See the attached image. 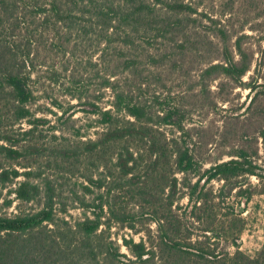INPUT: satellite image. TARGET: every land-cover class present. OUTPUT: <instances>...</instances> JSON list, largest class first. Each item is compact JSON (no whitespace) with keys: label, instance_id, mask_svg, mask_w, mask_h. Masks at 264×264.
I'll use <instances>...</instances> for the list:
<instances>
[{"label":"trees","instance_id":"obj_1","mask_svg":"<svg viewBox=\"0 0 264 264\" xmlns=\"http://www.w3.org/2000/svg\"><path fill=\"white\" fill-rule=\"evenodd\" d=\"M195 13L192 0H0V264H264V243L254 255L241 249L247 219L227 202L234 190L249 202L253 192L245 181L250 175L264 179L258 170L264 168L239 148L237 158L203 169L186 139L181 109H158L139 93L146 83L142 65L171 55L159 52L156 41L190 32V25L199 28ZM216 34L221 47L207 35L195 41L190 34L178 49L213 45L219 61L201 71V90L225 76L250 89L248 109L256 108L264 84L244 81L253 62L244 48L247 35L238 34L231 47L225 27ZM96 47L108 53L101 87L110 93L109 105L94 102L91 110L102 128L94 137L79 129L74 139L55 133L48 138L40 129L45 120L31 106L40 69L68 56L61 70L67 77L74 52ZM52 70L55 77L58 70ZM130 74L141 78L124 80ZM24 120L29 128L17 127ZM166 125L180 134L170 136ZM36 154L49 167L58 164L77 176L68 194L38 168L20 172L16 164ZM216 179L223 184L213 194L205 185ZM185 197L189 214L182 210ZM14 200L31 206L2 212ZM188 221L203 225V237ZM117 225L140 239L124 236L120 243L113 235Z\"/></svg>","mask_w":264,"mask_h":264},{"label":"rangeland","instance_id":"obj_2","mask_svg":"<svg viewBox=\"0 0 264 264\" xmlns=\"http://www.w3.org/2000/svg\"><path fill=\"white\" fill-rule=\"evenodd\" d=\"M192 1L198 9L194 16L201 20V23H196L199 28L190 25V32L176 33L173 35L174 39L168 41L161 38L156 41L155 46L160 48L159 52L166 50L171 55L157 64L142 65L146 83L139 90L140 96L142 100L152 101L158 109L175 105L181 109L180 118L186 129V139L203 169L237 158L235 153L239 148L247 149L254 163L264 168V95L260 96L256 108L249 110L250 89L235 84L225 76L213 79L209 91L201 90V71L209 62L219 61L216 48L207 43L198 44V47L188 43L186 49L180 50L177 45L191 34L195 41H202L207 35L215 45L221 47V39L216 34V28L220 26L228 30L231 47L238 34H246L244 48L251 54L253 62L251 69L243 77L244 81L249 82L255 78L264 84V0ZM193 30L198 33L195 34ZM105 58H108V53L100 48H80L74 52L67 77L61 70L68 64V56L59 55L54 60L50 59L49 65L40 69L41 78L35 84L38 99L31 106L36 117L45 120L40 126L44 135L50 138L55 133L58 137L74 139V134L80 129L82 135L94 137L95 132L102 128L94 123L93 118L97 116L91 110L94 102L103 107L109 105L110 93L101 87L107 72ZM53 67L58 70L55 77ZM52 78L58 80L53 81ZM128 78L124 80L134 83L141 77L130 74ZM262 89L264 90V86ZM100 92L101 99H97ZM157 97L160 98L159 103L156 101ZM18 126L29 128V123L24 120L17 123ZM165 128L170 136L180 134L174 125H166ZM42 156L36 154L32 159L24 161L23 165L16 166L20 172L38 168L41 172L52 175L58 187L65 195L68 194L75 187L77 176L67 175L64 167L58 164L53 163L49 167ZM258 170L264 173L261 168ZM21 179H24L23 175L19 178ZM222 184L223 180L216 179L208 182L205 189L216 194ZM244 187L253 192L249 202H245V198L234 196L235 190L227 198V202L236 213L242 211V215L246 217L247 225L241 237V249L254 255L264 243V179L250 175ZM8 190L9 187L4 190L5 195ZM181 204L182 210L189 214L192 205L188 198H183ZM30 206V203L14 200L13 205L2 212L15 214ZM72 213L75 217L80 216V209H72ZM188 224L203 237L202 224L196 222L192 225L190 221ZM113 235L120 243L124 236L133 235L136 240L141 236L119 225L113 228ZM121 248L126 251L123 244Z\"/></svg>","mask_w":264,"mask_h":264}]
</instances>
